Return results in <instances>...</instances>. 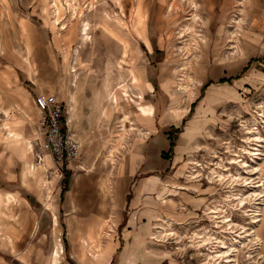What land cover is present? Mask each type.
<instances>
[{
  "label": "rangeland",
  "instance_id": "374dc122",
  "mask_svg": "<svg viewBox=\"0 0 264 264\" xmlns=\"http://www.w3.org/2000/svg\"><path fill=\"white\" fill-rule=\"evenodd\" d=\"M70 4L67 0H0V71L9 58L19 60L20 85L33 93L35 84L50 81L53 62L57 83L67 78L65 101L56 98L64 108L66 130L79 147V157L70 164L53 163L50 170L25 179V163L16 159L10 167L21 177V195L35 190L37 209L49 214L50 223L44 231L39 214H31L16 198L2 201L0 264H50L57 242L64 252L61 264L108 261L102 240H97L100 260L84 247L94 244L95 240H87L95 214L114 228L113 171L124 163L140 166L127 203L133 197H150V204L143 201L138 209L148 207L150 215L159 217L151 226L146 264H223L231 245L236 246V253L230 254L235 256L233 264H264V205L255 227L250 217L259 203L250 197L251 183L262 185L259 193L264 200V157L252 168L250 154L256 147L249 146L251 140L255 142L254 129L264 140V0H70ZM138 75L143 78L141 87H135ZM35 96L32 106L25 102L26 109L0 108L1 174L7 170L11 151L21 153L7 145V118L18 117L12 125L19 126L21 149L29 150L30 158L36 159L35 153L41 151L42 114L34 104ZM32 110L38 114L35 120L28 117ZM143 111L149 118L140 114ZM195 118L200 126L189 137L187 129ZM153 120L157 131L150 133L145 127H151ZM173 129L181 131L173 151L160 148L154 156L147 155L148 161L144 159L145 168L149 163L161 168L154 175L160 176L166 199L163 203L157 195L156 202V178L145 180L152 173L142 172L143 159L133 155L158 137L171 142ZM239 161L250 167L243 168ZM28 164L32 171L40 167L34 159ZM67 175L64 202L61 194ZM149 180L154 182L152 193L146 191ZM28 182L33 187L23 189ZM7 195H0L1 199L7 200ZM69 197L73 212L91 214L88 239L82 241L80 252L75 251L64 224ZM105 198L109 199L106 216L100 212ZM132 211L137 210L127 207L124 214ZM54 214L59 215L56 225ZM123 223L120 227L126 219Z\"/></svg>",
  "mask_w": 264,
  "mask_h": 264
},
{
  "label": "crops",
  "instance_id": "0c3cea01",
  "mask_svg": "<svg viewBox=\"0 0 264 264\" xmlns=\"http://www.w3.org/2000/svg\"><path fill=\"white\" fill-rule=\"evenodd\" d=\"M19 60H15L14 58H9L7 60V64L2 68L0 71V96L2 94V102H0V108L3 109H19L23 108L26 109L25 102L28 100L31 101L33 99V95H55L59 99L62 98V101H65L66 99V91H65V86L67 83V78H60L59 84L55 80V73L54 67H53V62H51V72L52 74H49L48 77H50V81L48 82H42V84H35L36 86L32 90L33 93L27 91L25 88L21 87L20 85V76L19 73L17 72L16 68L19 65ZM29 65V70L30 72L33 71L32 64L30 61L27 62ZM138 82L136 83L135 87H141L140 86V81L143 80V78L138 75ZM62 77V76H61ZM33 94V95H32ZM66 95V96H65ZM210 102V100H209ZM38 110V109H37ZM28 117H33V119L38 118V114H36L33 110L30 111ZM186 114V113H185ZM5 115L8 117L9 114L7 111H5ZM18 117L12 118L11 120H8V118L5 120V126L7 130V136L6 139L9 140L8 146L14 145L16 148L20 149V155L16 154L14 151H11L12 155H10V158H8L9 162H6V169L3 171V174L0 172V188L5 186L4 190H0V195H7V200H2V196H0V204L2 201H10L11 199L16 198L18 202L22 203L23 205L27 206L26 209L30 211L31 214L36 216V214H39L40 219L42 220L41 222V229L44 231H47L49 229V223H50V217L49 214L46 212H39V207H38V198L34 191H28L30 192L29 195H21L24 193V191L21 190L20 184H21V177L20 176H15L13 173V170L10 169L11 166L15 164L16 159H20L24 164L23 166V173L22 177L25 179L26 177H29V175L34 174H41L43 173V169L46 171L50 170V167L52 166L53 162L51 160V157L48 154V157L50 158V161H45L44 167H39L38 169L33 168L32 171V165L28 164L31 162V159L36 160L35 157L30 158L29 157V150L27 152L23 149H21L22 146V135L20 131L17 129L18 127H14L13 125L17 122H19ZM143 121V119H141ZM147 120V119H146ZM147 122V121H146ZM13 124V125H12ZM142 124V123H141ZM190 125V126H189ZM187 130H190L189 132V137H192V135H195L197 133V130L199 129L200 123L197 118L195 120H192L190 122ZM146 131L150 133H154L157 131V125L155 124V121L153 120L152 126L151 127H145ZM43 133V132H42ZM187 132L185 131L182 133V138L181 140H184ZM43 135V134H42ZM41 138V137H40ZM43 136L41 138V141L43 140ZM7 146V149L9 150ZM27 147V145L25 144ZM181 144L178 143V149H180ZM24 147V146H23ZM170 147V141L164 140L161 137L156 138V140L152 141L150 145L147 146V148L144 149H139L137 150L133 156L136 158H141L143 159L142 163H144L142 167V172L148 173L151 172V176H147L145 180H148V178H153L156 182V185L154 187V182L150 183L149 181H146L145 183L147 184L146 191H149L152 193L155 191L156 188V202L158 201L157 195L160 198V200L163 201L164 203V190L162 191L161 184L158 182L160 181L159 175H154L156 171H158L161 168H158L153 166L152 163H149L148 166L145 168V163L148 161L147 155L149 156H154L157 153V150L160 148L165 151ZM176 147V148H177ZM146 158L147 161H144ZM111 161V160H110ZM127 163H124L122 165H119L116 167L113 171L114 173V179H115V190H114V199H115V204H116V211H115V217L114 219V228L112 227V224L108 221L102 223L99 221L100 218H98L97 214H95V220H94V225L92 226V230L90 231V237L88 239V225L90 224L91 221V214L90 213H81V212H73L70 207V197L68 198V211L67 213V218H64V224L66 226V229L69 232V236L71 237L70 242L76 247L75 251L80 252V246L83 240H92L94 241V244H90V247H84L88 252H92L91 257L92 258H97L101 259V254H99L100 246L98 244V241L102 240L103 246L102 247L105 251L104 258L108 261L104 262V264H110L112 260L115 258V264H146L145 259L148 257V246H149V238L151 236V226L158 220V216L154 217L153 215H150V213L147 211L148 207H146L145 211L139 210L138 207L143 204V201L145 204H150V197L145 198V200L142 199V197H133L131 202L128 204L126 201V195L131 187V184L133 182L134 177L136 176L138 169L133 168V163H131L130 166H126ZM48 166V168H47ZM163 169V168H162ZM10 170V171H9ZM35 171V172H34ZM161 171V170H159ZM157 173V172H156ZM15 184H17L15 186ZM83 184H80V189L82 188ZM32 184L28 182L26 186H23V189H30L32 188ZM70 187V186H69ZM79 189V190H80ZM106 190L107 187L105 188ZM1 191H4L3 193ZM62 191V190H61ZM60 191V193H61ZM135 191V190H134ZM106 195L104 197H107V194L109 193L107 191ZM27 193V192H26ZM66 194H64V202L66 199ZM108 198V197H107ZM142 199V200H141ZM51 201V197L49 196L48 202ZM103 210L100 212L103 215L108 214V207L107 204L109 203V199L103 200ZM38 207V209H37ZM127 207H130L132 210H137V211H132L128 212V215L126 216L124 214V211L126 210ZM95 210V209H94ZM71 212V213H70ZM41 214V215H40ZM57 218L59 221V215H53V222L55 221L54 218ZM124 219H126V223L124 227H120ZM66 221V222H65ZM38 222V230L41 232L42 230L40 229ZM121 228V229H120ZM113 229V231H112ZM73 231V232H71ZM112 232V233H111ZM110 233H111V238H110ZM103 236L106 237L102 238ZM92 237V239H91ZM97 238V239H96ZM110 238V239H109ZM109 239V240H107ZM98 240V241H97ZM87 241L84 242L87 244ZM15 248H18V246L15 245ZM14 250V248H12ZM52 252V250H51ZM140 253V256L139 254ZM139 256V257H135ZM96 260V259H95ZM130 261H135V263H131Z\"/></svg>",
  "mask_w": 264,
  "mask_h": 264
},
{
  "label": "built area",
  "instance_id": "2783aa9c",
  "mask_svg": "<svg viewBox=\"0 0 264 264\" xmlns=\"http://www.w3.org/2000/svg\"><path fill=\"white\" fill-rule=\"evenodd\" d=\"M34 104L42 114L40 128L44 138V143L39 145L41 151L35 153L37 165H44L48 154L52 162L60 167L70 164L79 157V150L66 130L68 122L63 106L55 95L42 94L35 96Z\"/></svg>",
  "mask_w": 264,
  "mask_h": 264
},
{
  "label": "bare ground",
  "instance_id": "6f19581e",
  "mask_svg": "<svg viewBox=\"0 0 264 264\" xmlns=\"http://www.w3.org/2000/svg\"><path fill=\"white\" fill-rule=\"evenodd\" d=\"M72 1V0H71ZM74 1V0H73ZM67 3L69 4V5H71L70 4V0H67ZM75 3V2H74ZM73 8V7H72ZM74 10H77V9H74ZM76 14H77V12H75ZM59 23V22H58ZM84 27H85V29H84V31H85V35L87 36V31H88V25L87 24H85L84 25ZM84 35V36H85ZM136 79V78H135ZM134 79V80H135ZM187 82V81H186ZM191 85H193V84H191ZM187 89V88H186ZM188 90V89H187ZM188 92V91H187ZM140 99H143V97H141ZM143 117H145V118H149V116L147 115L148 114V112H145V111H143V112H141L140 113ZM256 123V122H255ZM247 127V129L249 128V126L247 125L246 126ZM255 128H256V126H255ZM253 129V128H252ZM251 129V130H252ZM249 130V129H248ZM255 131V132H254ZM251 132V131H250ZM254 132V133H253ZM251 134H253L252 135V137H253V139H254V144H253V141L251 140V143H249V146H255L256 147V149L254 148L253 149V151L251 152V167L253 168V166H255L257 163H258V161H260L261 159H262V157H264V151L263 150H261L260 148H264V140L261 138V136H260V133L258 132V130L256 129H254L252 132H251ZM250 134V135H251ZM252 139V138H251ZM248 140L250 141V139L248 138ZM78 147V146H77ZM78 149H79V147H78ZM248 150V149H247ZM249 155V156H250ZM194 163V162H193ZM237 163H240L241 164V166L243 167V168H248V167H250L246 162H243V161H239V162H237ZM239 164V165H240ZM44 165H45V160H44ZM44 165H42L41 167H44ZM258 165V164H257ZM197 167V166H196ZM196 170V169H195ZM253 170H256L257 171V169H253ZM194 179V178H193ZM237 180V179H236ZM235 182V181H234ZM250 184V183H249ZM252 185H251V187L253 188V191H252V193H251V195H250V197L253 199V201H254V204H255V202L258 200L259 201V203L258 204H256L257 205V207L255 208V211H254V213L252 214V212H251V220H252V224L254 225V227H255V225H257L260 221H261V219H260V217H261V215H262V211H261V207L264 205V200H262V195L259 193L260 191V189H261V186L262 185H257L256 183H251ZM82 188H83V186H82ZM81 188V189H82ZM235 196V195H234ZM241 196H243V195H241ZM237 197V196H236ZM238 197H239V195H238ZM244 197V196H243ZM242 197H240V198H235V199H237V200H239V202L241 203V202H243L244 200V198H242ZM165 199L166 198H164V201H165ZM242 206H244V204L242 203V205H241V207ZM227 218V217H226ZM223 219H225V218H223ZM226 220V219H225ZM57 222H58V220H57V218L55 217V225L57 224ZM253 232V231H252ZM251 232V233H252ZM91 239H92V237H91ZM261 242H262V240L261 239H257V243H260L261 244ZM59 242H57V246H56V248L54 249V252H53V254H52V256H51V261H50V264H61V259H62V255H63V247H62V245H60V244H58ZM222 243V245L224 246L225 245V243H223V241L221 242ZM236 246L235 245H231L230 247H229V249L227 250V252L226 253H229V255H227V256H229V257H227V260H226V262H224L223 264H233L232 263V260H231V257H233V259H234V257L235 256H230V254H232V253H234L233 251H235V253H236V248H235ZM225 253V254H226ZM218 257H220V256H218Z\"/></svg>",
  "mask_w": 264,
  "mask_h": 264
},
{
  "label": "trees",
  "instance_id": "16d2710c",
  "mask_svg": "<svg viewBox=\"0 0 264 264\" xmlns=\"http://www.w3.org/2000/svg\"><path fill=\"white\" fill-rule=\"evenodd\" d=\"M247 68H245L246 70ZM244 73V72H243ZM241 74L238 75V77H240ZM232 79L230 80H224L222 81V83H225V82H231ZM193 108L191 109V111L189 112V115L191 116V114L193 113ZM181 133V131L179 129H173L171 130L170 134H169V139L171 140L170 142V152L173 151V149L175 148L176 146V139L178 138V135ZM162 157H164V155H162ZM165 158V157H164ZM66 180L64 182V185H63V191H62V194H61V197L63 198L64 194L68 191V185H69V175L66 176ZM124 224V223H123Z\"/></svg>",
  "mask_w": 264,
  "mask_h": 264
}]
</instances>
